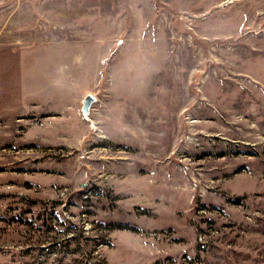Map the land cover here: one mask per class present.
<instances>
[{"label":"rangeland","instance_id":"rangeland-1","mask_svg":"<svg viewBox=\"0 0 264 264\" xmlns=\"http://www.w3.org/2000/svg\"><path fill=\"white\" fill-rule=\"evenodd\" d=\"M22 46L0 264H264V0H0Z\"/></svg>","mask_w":264,"mask_h":264},{"label":"crops","instance_id":"crops-1","mask_svg":"<svg viewBox=\"0 0 264 264\" xmlns=\"http://www.w3.org/2000/svg\"><path fill=\"white\" fill-rule=\"evenodd\" d=\"M8 52L9 51H7V53ZM28 60L29 52L27 49H24L23 46L22 48L20 47V50L16 51L15 54L10 50V53L5 55V59L0 60L4 66L3 73L6 72V81H11L13 85V93L9 94L13 96L16 104V108L8 106L5 111L6 114L8 112H13V114L18 115V117H23L25 113L29 112L28 105L25 104L26 97L29 95V91L26 87V83H28L29 80ZM2 112L3 111L0 112V118L3 117Z\"/></svg>","mask_w":264,"mask_h":264},{"label":"water","instance_id":"water-1","mask_svg":"<svg viewBox=\"0 0 264 264\" xmlns=\"http://www.w3.org/2000/svg\"><path fill=\"white\" fill-rule=\"evenodd\" d=\"M96 97L92 94H89L84 100L83 113L87 114L92 107V104L95 102Z\"/></svg>","mask_w":264,"mask_h":264}]
</instances>
